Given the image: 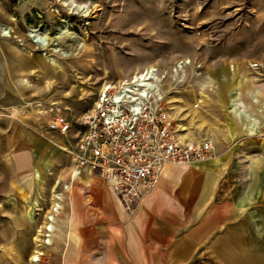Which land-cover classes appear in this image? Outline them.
I'll list each match as a JSON object with an SVG mask.
<instances>
[{
  "label": "rangeland",
  "instance_id": "obj_1",
  "mask_svg": "<svg viewBox=\"0 0 264 264\" xmlns=\"http://www.w3.org/2000/svg\"><path fill=\"white\" fill-rule=\"evenodd\" d=\"M252 54H264V0H0V264H31L51 193L69 181L80 119L104 82L157 67L167 75L164 102L177 135L216 141L235 73L229 58ZM181 60L190 66L175 85L170 71ZM52 120L69 130L49 132ZM102 185L74 179L55 238L71 211L76 246L53 238L38 264L114 263L108 217L97 205L108 203L96 192ZM82 223H90V241Z\"/></svg>",
  "mask_w": 264,
  "mask_h": 264
},
{
  "label": "crops",
  "instance_id": "obj_2",
  "mask_svg": "<svg viewBox=\"0 0 264 264\" xmlns=\"http://www.w3.org/2000/svg\"><path fill=\"white\" fill-rule=\"evenodd\" d=\"M230 60L225 125L210 159L167 164L129 213L106 183L96 190L108 200L97 205L108 217L113 264H264V54ZM71 216L55 238L66 249L77 243ZM89 226L81 233L90 241Z\"/></svg>",
  "mask_w": 264,
  "mask_h": 264
},
{
  "label": "built area",
  "instance_id": "obj_3",
  "mask_svg": "<svg viewBox=\"0 0 264 264\" xmlns=\"http://www.w3.org/2000/svg\"><path fill=\"white\" fill-rule=\"evenodd\" d=\"M256 68V63L249 65L250 70ZM166 77L157 67H147L117 82H104L92 109L80 119V131L70 151L74 170L106 183L128 212L154 190L167 164L188 166L206 161L214 153L209 138L185 141L177 135L164 102ZM183 81L184 77L172 80L175 85ZM47 130L65 134L69 124L52 120ZM68 179L54 192V206L50 203L42 232L34 236L35 252L52 243L57 217L73 186L74 178L69 175ZM41 257L32 264H38Z\"/></svg>",
  "mask_w": 264,
  "mask_h": 264
},
{
  "label": "bare ground",
  "instance_id": "obj_4",
  "mask_svg": "<svg viewBox=\"0 0 264 264\" xmlns=\"http://www.w3.org/2000/svg\"><path fill=\"white\" fill-rule=\"evenodd\" d=\"M87 15L84 14L83 16L86 17ZM183 65H187V66L183 67ZM189 66H190V61H188V60H181L177 64L175 63V66L173 67L172 71H170L172 73V75H173L172 78H171V82L176 77H184L185 78V69L187 67H189ZM150 67H152V66H148V68H150ZM198 68H200V65L199 64L198 65H195V67H194L195 71H198ZM198 73L199 72H197L195 74V76L199 77L200 76V73L199 74ZM164 74L166 75V72ZM180 138L182 139V137H180ZM58 147L61 149V146H58ZM68 175H71L74 179L76 178V179H79L80 181L82 180L85 183H87V179H89V177L86 174H80V173L76 172L73 167L69 170V174ZM54 192L55 191L53 190V192L51 193L52 194L51 195V199H52V197L54 195ZM51 203L53 205L54 202L51 201ZM27 207H28V209L25 212V216L31 218L30 212H32V211L36 210V208H38V202L33 199L31 202H29L27 204ZM49 210H50V206H49L48 210L46 211V213L44 214V216L47 215V212H49ZM58 221H59V217H57V221H56L55 233L53 235V238L54 239H55V234L57 232ZM42 228H43V222H41L38 225V229L35 232V236L36 237L38 235H40V233L42 232ZM36 237L33 238V240H34L33 244H36L37 243ZM41 255H43V252L42 251H36V252L33 251V256L30 259L31 264L34 263L35 261H37L39 259L38 257L41 256Z\"/></svg>",
  "mask_w": 264,
  "mask_h": 264
}]
</instances>
